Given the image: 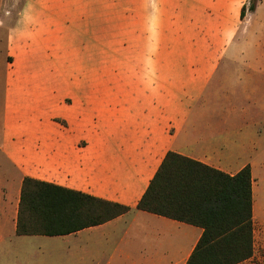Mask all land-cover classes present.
<instances>
[{
    "label": "crops",
    "instance_id": "obj_1",
    "mask_svg": "<svg viewBox=\"0 0 264 264\" xmlns=\"http://www.w3.org/2000/svg\"><path fill=\"white\" fill-rule=\"evenodd\" d=\"M101 1L0 0V254L185 264L202 228L136 209L171 151L230 175L249 165L253 252L236 264H264V0L227 41L208 37L191 54L119 52L117 28H97ZM165 1L159 28H214L199 15L216 0ZM25 177L130 210L65 235H18Z\"/></svg>",
    "mask_w": 264,
    "mask_h": 264
},
{
    "label": "trees",
    "instance_id": "obj_2",
    "mask_svg": "<svg viewBox=\"0 0 264 264\" xmlns=\"http://www.w3.org/2000/svg\"><path fill=\"white\" fill-rule=\"evenodd\" d=\"M255 3L248 7L250 11ZM245 10L243 5L241 19ZM251 182L249 165L230 175L169 151L136 209L202 228L185 264H236L253 252ZM129 210L128 206L25 177L15 232L65 235Z\"/></svg>",
    "mask_w": 264,
    "mask_h": 264
},
{
    "label": "rangeland",
    "instance_id": "obj_3",
    "mask_svg": "<svg viewBox=\"0 0 264 264\" xmlns=\"http://www.w3.org/2000/svg\"><path fill=\"white\" fill-rule=\"evenodd\" d=\"M199 7L208 0H196ZM255 0H216L209 15H199V20L211 24L214 28H159L160 16L165 6H172V2L165 0H102L101 17H96L97 28H104V35L110 37L111 28H117L119 38V52H148L151 53H175L191 54L195 51L203 52L208 37L216 36L221 41H227V36L235 35L239 25V11L241 6L245 5L246 10L243 20H245L250 11L248 7ZM97 7L99 1L96 2ZM134 6L131 7V6ZM209 6H212L209 4ZM118 12V16L114 15ZM223 12V13H222ZM200 21V22H201ZM157 25V26H156ZM223 25L227 28H223ZM104 67V83L108 82L109 62ZM1 86V76H0ZM1 89V87H0ZM264 196V193L262 194ZM38 255L27 251L26 259L33 260ZM19 257L15 253L0 254V264H17ZM17 262V263H16Z\"/></svg>",
    "mask_w": 264,
    "mask_h": 264
}]
</instances>
